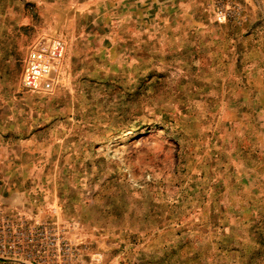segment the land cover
Here are the masks:
<instances>
[{
    "label": "rangeland",
    "instance_id": "obj_1",
    "mask_svg": "<svg viewBox=\"0 0 264 264\" xmlns=\"http://www.w3.org/2000/svg\"><path fill=\"white\" fill-rule=\"evenodd\" d=\"M230 2L220 24L217 0H0V217L103 264H264V0ZM52 38L57 84L30 92Z\"/></svg>",
    "mask_w": 264,
    "mask_h": 264
},
{
    "label": "built area",
    "instance_id": "obj_2",
    "mask_svg": "<svg viewBox=\"0 0 264 264\" xmlns=\"http://www.w3.org/2000/svg\"><path fill=\"white\" fill-rule=\"evenodd\" d=\"M238 15L230 0H217L215 19L226 23ZM65 43L52 38L31 48L23 86L30 92H49L57 84ZM53 214L58 213L54 208ZM68 224H51L40 218L0 217V264H103L104 255L74 236Z\"/></svg>",
    "mask_w": 264,
    "mask_h": 264
},
{
    "label": "crops",
    "instance_id": "obj_3",
    "mask_svg": "<svg viewBox=\"0 0 264 264\" xmlns=\"http://www.w3.org/2000/svg\"><path fill=\"white\" fill-rule=\"evenodd\" d=\"M49 33H51V31H49ZM1 206H0V208L6 209V208H13L14 206H17V205H9V204H7L6 206H3V205H1Z\"/></svg>",
    "mask_w": 264,
    "mask_h": 264
}]
</instances>
